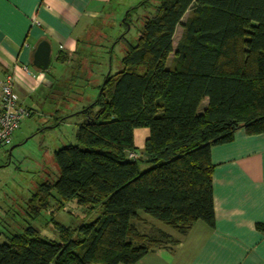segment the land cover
I'll use <instances>...</instances> for the list:
<instances>
[{
  "label": "trees",
  "instance_id": "16d2710c",
  "mask_svg": "<svg viewBox=\"0 0 264 264\" xmlns=\"http://www.w3.org/2000/svg\"><path fill=\"white\" fill-rule=\"evenodd\" d=\"M109 1L112 24L125 30L139 24L136 41L119 33L109 46L98 45L95 54L106 57L104 64L89 60L90 47L78 52L85 68L93 62L106 72L91 87L92 102L75 113L83 118L76 145L53 153L58 176L48 189L62 202L100 207L101 217L80 226L76 239L52 221L60 243L28 228L0 245V264H136L175 245L159 231L140 233L134 225L139 214L181 235L197 222L212 228L211 147L231 143L240 129L264 134V0H137L120 19L121 4ZM178 26L182 40L173 49ZM121 43L125 51L112 74ZM136 129L149 135L130 160ZM47 188H40L45 196L38 207L39 194L30 198V216L47 207Z\"/></svg>",
  "mask_w": 264,
  "mask_h": 264
},
{
  "label": "crops",
  "instance_id": "0c3cea01",
  "mask_svg": "<svg viewBox=\"0 0 264 264\" xmlns=\"http://www.w3.org/2000/svg\"><path fill=\"white\" fill-rule=\"evenodd\" d=\"M110 9L109 0H3L0 82L5 75H12L18 105L28 113L27 117L34 109L44 107L51 95L63 98L64 81L69 82L71 69L80 58L79 40L91 26L99 25ZM41 41L50 47L46 71L38 70L32 63ZM99 74L96 73V80ZM94 94L92 89L83 99L86 106ZM205 104L206 101L202 106ZM77 112L76 107H68L63 121L57 123L76 119V131L83 121L81 116H75ZM18 132L12 137L13 144L18 140ZM148 135L147 129L134 130L136 154L143 151ZM210 156L214 166V226L197 222L181 235L139 214L134 225L140 233L159 231L175 245L157 248L136 264H264V232L258 228L264 227V134L248 136L242 129L237 130L231 143L211 147Z\"/></svg>",
  "mask_w": 264,
  "mask_h": 264
},
{
  "label": "rangeland",
  "instance_id": "374dc122",
  "mask_svg": "<svg viewBox=\"0 0 264 264\" xmlns=\"http://www.w3.org/2000/svg\"><path fill=\"white\" fill-rule=\"evenodd\" d=\"M136 2L137 0H118L116 5L121 4L119 5L121 15L118 19L124 15L126 8L134 6ZM110 11L111 14L103 15L99 25L97 23L87 30L83 38L84 45L80 46L82 50L78 49L77 53L90 47L91 52H86L87 55L93 54L96 56L93 58L103 60L106 57L97 58L98 55L95 54L99 48L97 46H109L119 33L124 34L126 42L132 45L135 43L139 24L127 26L125 30L118 24L111 23L115 16L114 8ZM188 15L187 13L183 17L181 23L185 22ZM181 40L182 28L178 26L173 36L172 48L175 49ZM124 51L123 43L115 46L111 58L112 74L119 70V61ZM79 60L81 63L75 62L71 69L73 73L68 76L69 82L64 81L65 88L61 90L63 98L55 99L51 95L44 107H38L29 117H24L18 129V140L14 144L11 141L5 152L0 151V245L7 244L11 237L24 234L28 228L33 229L37 237L43 241L60 243V234L54 229L52 221L68 228L73 233L72 238L76 239V230L80 226L96 222L101 217L100 207L89 209L75 201L62 202L54 190H48L58 176L53 153L63 146L76 145L74 135L75 124L78 121L72 119L61 125L57 122L65 118L68 107H76L79 111L82 106H86L83 99L90 95L91 87L100 82V78L96 80V73L106 72L105 66L97 67L93 62L89 64V72V68L84 67L86 61L81 58ZM102 60L100 63L104 64ZM62 70L66 71L65 68ZM138 165L141 170L145 169L143 164ZM46 187L47 192L51 194L44 198L47 207L40 210L37 216H30L28 211L30 198L36 193L39 194L37 201L34 202L38 207L39 201L45 196L40 188Z\"/></svg>",
  "mask_w": 264,
  "mask_h": 264
},
{
  "label": "built area",
  "instance_id": "2783aa9c",
  "mask_svg": "<svg viewBox=\"0 0 264 264\" xmlns=\"http://www.w3.org/2000/svg\"><path fill=\"white\" fill-rule=\"evenodd\" d=\"M27 116L28 113L18 105L17 96L13 90L12 75H5L0 82V148H6L11 144L21 120ZM137 158L138 155L135 153L128 154L130 160Z\"/></svg>",
  "mask_w": 264,
  "mask_h": 264
},
{
  "label": "water",
  "instance_id": "95a60500",
  "mask_svg": "<svg viewBox=\"0 0 264 264\" xmlns=\"http://www.w3.org/2000/svg\"><path fill=\"white\" fill-rule=\"evenodd\" d=\"M33 66L40 71H46L50 64V47L46 41H41L33 53Z\"/></svg>",
  "mask_w": 264,
  "mask_h": 264
},
{
  "label": "snow or ice",
  "instance_id": "6c2138e0",
  "mask_svg": "<svg viewBox=\"0 0 264 264\" xmlns=\"http://www.w3.org/2000/svg\"><path fill=\"white\" fill-rule=\"evenodd\" d=\"M3 5V0H0V6ZM3 24H4V17H3V12L0 11V28L3 27Z\"/></svg>",
  "mask_w": 264,
  "mask_h": 264
}]
</instances>
